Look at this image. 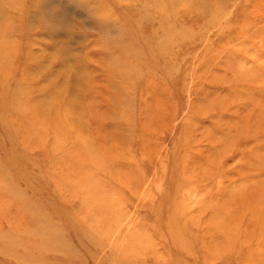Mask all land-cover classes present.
Listing matches in <instances>:
<instances>
[{
  "label": "rangeland",
  "instance_id": "obj_1",
  "mask_svg": "<svg viewBox=\"0 0 264 264\" xmlns=\"http://www.w3.org/2000/svg\"><path fill=\"white\" fill-rule=\"evenodd\" d=\"M0 264H264V0H0Z\"/></svg>",
  "mask_w": 264,
  "mask_h": 264
}]
</instances>
